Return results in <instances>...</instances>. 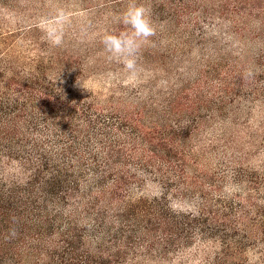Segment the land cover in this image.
Instances as JSON below:
<instances>
[{"label": "trees", "instance_id": "trees-1", "mask_svg": "<svg viewBox=\"0 0 264 264\" xmlns=\"http://www.w3.org/2000/svg\"><path fill=\"white\" fill-rule=\"evenodd\" d=\"M262 2L217 6L246 20L264 12ZM255 31L262 46L247 57L250 66L229 56L208 62L175 98L148 109L124 99L102 106L74 98L46 73L62 64L61 54L26 63L6 50L0 60V264L167 261L196 244L213 249L208 264H249L251 248L264 250V168L246 165L242 149L231 161L240 167L235 180L243 192L216 196V181H207L198 213L175 210L165 196L135 198L134 189L149 177L167 189L188 184L192 156L185 141L204 122L244 106L249 114L257 103L264 116V27ZM238 33L244 37L249 29ZM186 110L190 119L176 118ZM148 113L163 119L148 122ZM258 131L264 136V119ZM5 160L17 162L23 175L7 173Z\"/></svg>", "mask_w": 264, "mask_h": 264}, {"label": "rangeland", "instance_id": "rangeland-1", "mask_svg": "<svg viewBox=\"0 0 264 264\" xmlns=\"http://www.w3.org/2000/svg\"><path fill=\"white\" fill-rule=\"evenodd\" d=\"M171 1L175 0H136L150 10L156 35L141 48L135 74L120 62L109 60L101 43L103 35L125 30L120 18L131 0H0V60L7 57L1 56L6 50H14L26 63H31V58L49 62L51 55L61 54L56 60L62 64L46 73L65 86L74 98L91 99L102 106L124 99L125 104H142L146 109L167 104L210 62L229 56L241 59L243 65H251L248 59L262 46L254 32L258 34L255 30L264 27V12L243 20V16L233 12L221 13L222 8L217 5L227 0H183L182 3L177 0L176 4ZM212 6H217L220 13L213 12ZM245 26L249 34L243 37L238 32ZM3 36L8 38L11 48L4 43ZM57 37L62 39L59 46L54 44ZM64 54L72 60L65 63ZM33 65L38 66L36 62ZM125 104L119 108L123 112L127 110ZM256 105L255 112L248 114L244 106L240 113L233 112L234 116L230 117L231 112L227 118L216 117L196 128L185 141L192 156L188 184L167 189L149 177L134 189L135 198L165 196L175 210L198 213L207 181H216L213 182L216 196L230 198L243 192L244 187L235 180L240 167L232 163L231 155L242 149L246 165L264 168V147H261L264 136L258 131L264 116L259 103ZM146 115L148 122L163 119V114ZM176 118L188 120L190 112L179 111ZM2 164L7 173L23 175L17 162L5 160ZM212 250L196 244L184 256L173 260L141 259L121 264H208L206 253ZM262 250L261 246L248 251L249 264H264Z\"/></svg>", "mask_w": 264, "mask_h": 264}, {"label": "clouds", "instance_id": "clouds-1", "mask_svg": "<svg viewBox=\"0 0 264 264\" xmlns=\"http://www.w3.org/2000/svg\"><path fill=\"white\" fill-rule=\"evenodd\" d=\"M120 20L125 30L118 34L103 35L101 43L109 60L120 62L128 72L135 74L138 71V54L156 35V28L150 10L136 0H131ZM61 43L60 37L54 41L56 46Z\"/></svg>", "mask_w": 264, "mask_h": 264}]
</instances>
